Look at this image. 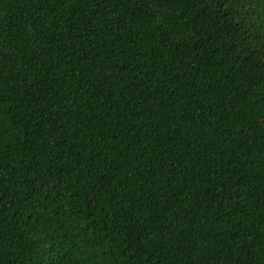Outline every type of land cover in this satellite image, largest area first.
I'll return each instance as SVG.
<instances>
[{
	"label": "trees",
	"instance_id": "1",
	"mask_svg": "<svg viewBox=\"0 0 264 264\" xmlns=\"http://www.w3.org/2000/svg\"><path fill=\"white\" fill-rule=\"evenodd\" d=\"M0 264H264V0H0Z\"/></svg>",
	"mask_w": 264,
	"mask_h": 264
}]
</instances>
